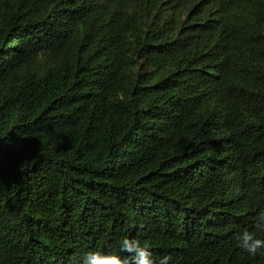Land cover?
Returning a JSON list of instances; mask_svg holds the SVG:
<instances>
[{"label": "trees", "instance_id": "trees-1", "mask_svg": "<svg viewBox=\"0 0 264 264\" xmlns=\"http://www.w3.org/2000/svg\"><path fill=\"white\" fill-rule=\"evenodd\" d=\"M262 209L264 0H0V264H264Z\"/></svg>", "mask_w": 264, "mask_h": 264}, {"label": "clouds", "instance_id": "clouds-1", "mask_svg": "<svg viewBox=\"0 0 264 264\" xmlns=\"http://www.w3.org/2000/svg\"><path fill=\"white\" fill-rule=\"evenodd\" d=\"M257 232H264V209L260 210L254 219V230L244 228L235 234L237 247L252 257L264 255V238H260ZM170 259V256H163L159 264H168ZM82 264H157V262L153 259L150 248L143 246L135 238L125 236L119 241L118 252L88 251L82 257Z\"/></svg>", "mask_w": 264, "mask_h": 264}]
</instances>
